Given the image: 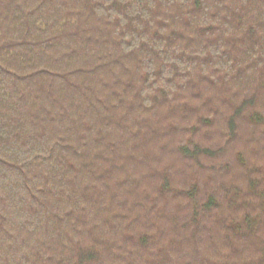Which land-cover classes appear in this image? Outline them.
Instances as JSON below:
<instances>
[{"label": "trees", "instance_id": "16d2710c", "mask_svg": "<svg viewBox=\"0 0 264 264\" xmlns=\"http://www.w3.org/2000/svg\"><path fill=\"white\" fill-rule=\"evenodd\" d=\"M0 264H264V0H0Z\"/></svg>", "mask_w": 264, "mask_h": 264}]
</instances>
